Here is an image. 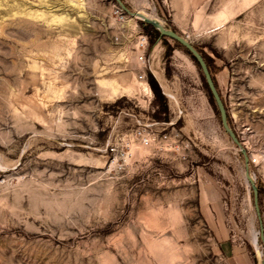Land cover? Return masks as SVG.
<instances>
[{
  "label": "rangeland",
  "instance_id": "374dc122",
  "mask_svg": "<svg viewBox=\"0 0 264 264\" xmlns=\"http://www.w3.org/2000/svg\"><path fill=\"white\" fill-rule=\"evenodd\" d=\"M121 1L211 58L260 217L240 148L172 39L152 36L144 68L143 21L114 0H0V264H261L264 0ZM154 51L159 118L137 78L154 77Z\"/></svg>",
  "mask_w": 264,
  "mask_h": 264
},
{
  "label": "water",
  "instance_id": "95a60500",
  "mask_svg": "<svg viewBox=\"0 0 264 264\" xmlns=\"http://www.w3.org/2000/svg\"><path fill=\"white\" fill-rule=\"evenodd\" d=\"M114 1L119 5L120 9L123 12H125L126 14H128L130 16L136 15V16L140 17L141 19L140 18L139 19L141 21H143L145 24H149V25L153 26L158 31L160 37H167V38L172 39L173 41H176L194 57V59L196 60V62L199 65V68H200L201 73L204 77L206 85H207V87L210 91V94L212 95L213 100L215 102V105L217 107V110L219 113V120H220L222 128L228 134V136L231 138V140L240 148V151L242 153L243 160H244V176H245V179L248 182V184H250V186H251L252 193H253V205H254L256 215L259 218L260 213H259V204H258V189L254 183V179L251 177V175L249 173V158H248L245 150L241 147L240 142L237 140L234 132L232 131V129L230 128V126L228 124L227 116H226V109H225L224 103H223L217 89L215 88V85L212 81L209 69H208L203 57L201 56V54L197 51V49L192 45V43L190 41H188L183 36L179 35L177 32H175L171 29H167L166 27H164L163 24H161L158 21L146 18L142 15H139L137 13L129 11L127 9V7L122 3L121 0H114ZM259 237H260V240L262 241V243L264 244V229H263L261 222H260V226H259ZM263 262H264V255H263L261 264H263Z\"/></svg>",
  "mask_w": 264,
  "mask_h": 264
},
{
  "label": "trees",
  "instance_id": "16d2710c",
  "mask_svg": "<svg viewBox=\"0 0 264 264\" xmlns=\"http://www.w3.org/2000/svg\"><path fill=\"white\" fill-rule=\"evenodd\" d=\"M141 25L144 28L146 35L148 36L150 46H152L155 43V40L152 38V36L154 35V36L160 37L158 31L153 26H151L149 24H145V23L141 22ZM174 44L176 45V47L183 50L191 58V60L194 62V64L197 66V68L200 72V75H201L203 86H204V88L207 92V95H208V100L211 103L216 115L219 118V113H218L217 107H216L215 102L213 100V97L210 94V91L206 85V82H205L204 77L201 73V70L199 68L198 63L196 62L194 57L184 47H182L179 43L174 41ZM196 49L201 54V56L203 57L206 65L209 69V72L211 74V78H212V81L215 85V88L217 89V83H216V81L212 75L213 70H212L211 58L208 55H206V53H204L202 50H200L198 48H196ZM147 83L149 85L150 90L153 93V96H154L153 105L156 107V110L154 111V117L159 118L161 114H164L165 112H167V105H166L164 94L162 93L161 88H160L158 82L156 81L155 77H153V75L150 72L147 73ZM218 93H219V91H218ZM219 95H220V93H219ZM226 116H227V121L229 122V117H228V115H226ZM164 120L167 121L168 118H165ZM259 193H260V190L258 189V195H259ZM258 204H259V201H258Z\"/></svg>",
  "mask_w": 264,
  "mask_h": 264
},
{
  "label": "built area",
  "instance_id": "2783aa9c",
  "mask_svg": "<svg viewBox=\"0 0 264 264\" xmlns=\"http://www.w3.org/2000/svg\"><path fill=\"white\" fill-rule=\"evenodd\" d=\"M119 14L121 15V19H122L124 17L122 15V12L119 11ZM148 45H149L148 36L143 32L138 33L134 39L133 48L136 52L137 60L143 65L144 68L147 67V63H148V57L146 54ZM137 78L139 81L147 84V80H146L147 76L145 70H142L140 73H138ZM136 136H138V139L142 147H147L151 142L150 137L142 133L141 131H139L136 134ZM110 150L112 152L114 149L111 148Z\"/></svg>",
  "mask_w": 264,
  "mask_h": 264
},
{
  "label": "bare ground",
  "instance_id": "6f19581e",
  "mask_svg": "<svg viewBox=\"0 0 264 264\" xmlns=\"http://www.w3.org/2000/svg\"><path fill=\"white\" fill-rule=\"evenodd\" d=\"M137 14H139V15H142V16H144V17H146V18H149V19H152V20H155V21H158V22H160L159 21V19L158 18H156V17H154V16H151V15H149V14H147V13H145V12H142V11H139V12H136ZM134 16H136V15H134ZM137 18H140V17H138V16H136ZM141 19V18H140ZM161 23V22H160ZM162 24V23H161ZM155 56H156V54H155V51H154V58H153V60H152V63H153V65H154V68H153V72L155 73V75H156V77L159 79V80H164V78L162 77V75L160 74V71H158V68H157V59L155 58ZM151 67V66H150ZM145 86V85H144ZM145 89L148 91V92H150V88H149V86H147V84H146V86H145ZM146 91V92H147ZM169 95L171 96V94L169 93ZM256 240H257V233L255 232L254 234H253V238H252V241H253V243L256 245L257 243H256Z\"/></svg>",
  "mask_w": 264,
  "mask_h": 264
},
{
  "label": "crops",
  "instance_id": "0c3cea01",
  "mask_svg": "<svg viewBox=\"0 0 264 264\" xmlns=\"http://www.w3.org/2000/svg\"><path fill=\"white\" fill-rule=\"evenodd\" d=\"M155 49V48H154ZM159 52V50H157V53ZM157 53H156V56L155 58L157 57ZM154 77L158 80V78L156 77L155 73H154ZM165 94V93H164Z\"/></svg>",
  "mask_w": 264,
  "mask_h": 264
}]
</instances>
